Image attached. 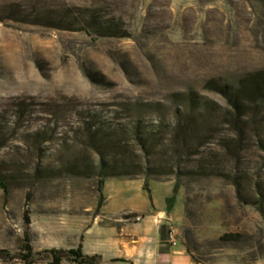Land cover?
Here are the masks:
<instances>
[{
    "label": "rangeland",
    "instance_id": "1",
    "mask_svg": "<svg viewBox=\"0 0 264 264\" xmlns=\"http://www.w3.org/2000/svg\"><path fill=\"white\" fill-rule=\"evenodd\" d=\"M79 9H97L124 37L10 19ZM0 19V264H28L27 244L31 264L79 246L100 264H134L157 224L193 264H264V103L245 100L237 131L219 93L264 70V0H0ZM176 94L207 102V118L185 131L189 107ZM139 122L164 137L153 152L131 149L161 174L149 190L145 175L102 184L69 174L112 153L91 133Z\"/></svg>",
    "mask_w": 264,
    "mask_h": 264
},
{
    "label": "trees",
    "instance_id": "2",
    "mask_svg": "<svg viewBox=\"0 0 264 264\" xmlns=\"http://www.w3.org/2000/svg\"><path fill=\"white\" fill-rule=\"evenodd\" d=\"M20 16H24V13H20ZM28 16L23 18H10L16 19V21L32 23L37 25H46L52 28L65 30V31H85L88 33H96L105 36L124 37L119 34V31L115 24L108 23L104 20L103 15L97 9H79L78 12L72 11H49L46 14H38L34 16V19H30ZM9 19V18H8ZM3 20L0 19V22ZM219 93L223 95L227 100L232 110H227L226 115L230 116L229 122L233 125L237 131L242 130V126L245 123V114L243 108L246 105L247 100L251 105L255 107H261L264 103V70L249 73L244 76L240 81L238 88L233 90L230 86H222L219 88ZM174 97L178 98L182 105L189 107V113L187 114V124L184 126V130H191V126L196 121L207 118L204 112L208 111L209 104L203 102L197 98L194 94H176ZM133 130L130 132L122 129H109L98 128V133H91L93 136H98V144H106L113 151L110 156H100L98 163L91 164H72L68 165L67 171L71 175L77 176H94L98 175L102 179V184L105 179L115 176H128L138 177L145 175V188L149 190L148 179L151 177H160V173H157L153 167L146 166L142 160L134 157V151L140 153H149L148 151H154L161 145L164 137H160L156 128L158 126H151L150 128H144L142 123H137ZM183 128V127H182ZM129 136L125 139L124 137ZM131 139V140H130ZM131 149H134L132 151ZM99 153V152H98ZM101 154V153H100ZM99 155V154H98ZM138 157V156H137ZM150 155L148 154V159ZM175 171L173 168L169 169L165 175L173 176ZM0 187L7 191V187L2 179H0ZM179 184L174 186V195L167 199L168 208H172L176 195L179 191ZM263 203V199L259 204ZM167 215H170L167 213ZM238 237L237 235H226L225 239L233 240ZM27 253L22 256L23 260L31 264L33 256V248L27 244L25 246ZM6 253V251H0V254ZM48 253L52 259L53 264H61L66 257H71L76 264H100L102 257L100 255L89 256L83 252L82 246L77 249L64 252L62 250L52 249ZM117 262H126L123 259L115 260Z\"/></svg>",
    "mask_w": 264,
    "mask_h": 264
},
{
    "label": "crops",
    "instance_id": "3",
    "mask_svg": "<svg viewBox=\"0 0 264 264\" xmlns=\"http://www.w3.org/2000/svg\"><path fill=\"white\" fill-rule=\"evenodd\" d=\"M105 194L108 204H110L114 200L111 186H106ZM154 210L156 213L161 215H167L166 211L163 209H157L154 207ZM134 211L137 213L143 212L136 208ZM147 218H150V220H146L143 226H151L156 216L150 215ZM161 225L163 224H157L155 228L149 232V237L147 238L152 240V243L147 245V248H149L147 252L148 256H145V258H139L136 256L134 259V264H193L190 260V257L184 251L179 250L178 248L170 247V245H168L166 228Z\"/></svg>",
    "mask_w": 264,
    "mask_h": 264
},
{
    "label": "built area",
    "instance_id": "4",
    "mask_svg": "<svg viewBox=\"0 0 264 264\" xmlns=\"http://www.w3.org/2000/svg\"><path fill=\"white\" fill-rule=\"evenodd\" d=\"M169 243H170V246L173 248L177 246V240L172 233L170 234Z\"/></svg>",
    "mask_w": 264,
    "mask_h": 264
}]
</instances>
